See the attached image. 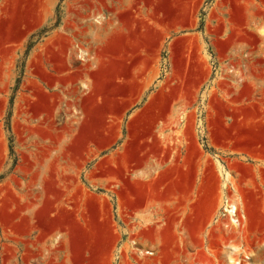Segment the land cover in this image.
Segmentation results:
<instances>
[{"label":"rangeland","instance_id":"1","mask_svg":"<svg viewBox=\"0 0 264 264\" xmlns=\"http://www.w3.org/2000/svg\"><path fill=\"white\" fill-rule=\"evenodd\" d=\"M61 1L66 5L69 0ZM134 1L161 3L167 17L185 21L187 50L182 55L165 54L167 80L194 65L209 68L217 79L220 111L225 115L218 122L219 150L212 157L206 155L219 167L217 214L211 224L230 229H202L197 239L225 242V246L228 235L233 240L228 243L230 254L221 248L213 264H264V84L259 87L252 81L262 96L261 118L255 122L260 127L256 149L251 152L244 97L250 86L244 80L264 77V0ZM7 3L0 0V8ZM56 16L61 17V5ZM35 40L19 51L13 63L0 42V88H11L7 112L0 120V154H4L0 160V264H116L120 229L114 221V203L99 196V156L115 148L130 152L136 175L139 156L146 161L148 151L154 145H169L170 137L160 131L154 144L146 123L138 120L117 123V133L90 136L97 123L92 121L96 114L86 95L89 84L70 99L64 88L52 101L36 86L34 73L24 74ZM170 49L177 50L178 42ZM243 68L252 73H242ZM26 76L31 80L22 96ZM44 80L50 84L49 77ZM227 201L238 209L239 223L223 215Z\"/></svg>","mask_w":264,"mask_h":264},{"label":"crops","instance_id":"2","mask_svg":"<svg viewBox=\"0 0 264 264\" xmlns=\"http://www.w3.org/2000/svg\"><path fill=\"white\" fill-rule=\"evenodd\" d=\"M159 5L134 0H99L97 5L88 0H69L66 5L61 0H8L7 7L0 8V42L13 63L35 37L24 74L34 73L36 86L52 101L64 88L70 99L89 84L86 95L97 123L90 136L105 137L117 133V123L138 120L146 123L154 144L160 131L170 137L169 145H154L146 161L139 156L136 175L130 152L115 148L99 156V196L114 203V221L120 229L116 264H213L216 251L224 247L230 254L228 243L233 242L229 235L226 246L197 239L202 229H230L211 224L217 214L219 167L206 156L219 150L218 122L225 113L220 111L217 79L209 68L194 65L167 80L164 56L186 53V24L167 17ZM176 41L178 49L171 50ZM242 70L252 73L250 68ZM29 80L26 76L22 83V96ZM252 81L260 87L264 77L244 80L250 85L244 95L249 152L256 149L260 127L255 122L261 118L262 96ZM10 93V87L0 88V120Z\"/></svg>","mask_w":264,"mask_h":264},{"label":"built area","instance_id":"3","mask_svg":"<svg viewBox=\"0 0 264 264\" xmlns=\"http://www.w3.org/2000/svg\"><path fill=\"white\" fill-rule=\"evenodd\" d=\"M227 206H229L228 208H224V214L223 215H226V214H228L229 216H231L232 217V221L234 222V223H239V219L238 218H236L237 216V211H236V213H234L233 215H231V213L229 212V211H231L232 210V207L233 206H230V205H228L229 204V202L227 201ZM238 210V209H237Z\"/></svg>","mask_w":264,"mask_h":264},{"label":"bare ground","instance_id":"4","mask_svg":"<svg viewBox=\"0 0 264 264\" xmlns=\"http://www.w3.org/2000/svg\"><path fill=\"white\" fill-rule=\"evenodd\" d=\"M236 211H237V209L234 208V207H232V210L229 211V212L231 213V215H233L234 213H236ZM236 251H237V248H234V249H233V252L235 253ZM231 263H233V264H238L237 262H231Z\"/></svg>","mask_w":264,"mask_h":264}]
</instances>
